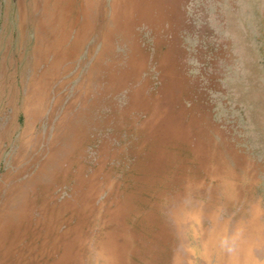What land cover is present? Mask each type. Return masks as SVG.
Listing matches in <instances>:
<instances>
[{
    "label": "rangeland",
    "instance_id": "374dc122",
    "mask_svg": "<svg viewBox=\"0 0 264 264\" xmlns=\"http://www.w3.org/2000/svg\"><path fill=\"white\" fill-rule=\"evenodd\" d=\"M0 264H264V0H0Z\"/></svg>",
    "mask_w": 264,
    "mask_h": 264
},
{
    "label": "bare ground",
    "instance_id": "6f19581e",
    "mask_svg": "<svg viewBox=\"0 0 264 264\" xmlns=\"http://www.w3.org/2000/svg\"><path fill=\"white\" fill-rule=\"evenodd\" d=\"M32 87V86H31ZM35 91V90H34ZM246 211V210H245ZM243 212V211H242Z\"/></svg>",
    "mask_w": 264,
    "mask_h": 264
}]
</instances>
